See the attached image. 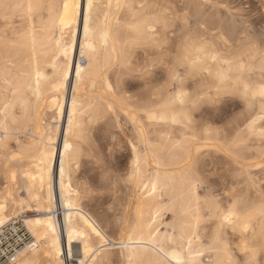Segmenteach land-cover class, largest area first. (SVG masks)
<instances>
[{
	"label": "bare ground",
	"instance_id": "1",
	"mask_svg": "<svg viewBox=\"0 0 264 264\" xmlns=\"http://www.w3.org/2000/svg\"><path fill=\"white\" fill-rule=\"evenodd\" d=\"M0 17L5 26L0 31V153L9 150L14 141L19 154L32 160L30 168L19 172L21 187L16 170L5 167L9 184L0 198V228L26 211L33 209L42 214H28L24 219L36 247L25 248L18 264H81L88 258L85 245L92 260H107L108 264H115V260L116 264H202L199 256L203 252L216 264H237L225 241L229 230L238 252L247 261L253 253L254 261L258 257L264 261V202L249 192L241 194L236 182L232 183L236 190L227 191L225 204L211 192L202 198V185L194 170L195 157L210 147L231 156L239 169L250 174L261 161L264 163V149L244 156L243 148L224 149L221 139L208 132L188 139V147H184L178 143L180 139L173 142L176 139L170 131L176 124L189 129L192 123L191 111L185 105L189 79L209 83L217 96L237 94L248 106L254 101L264 105V43L253 41L250 32L211 28L203 22L200 25L206 26L202 32L211 41L219 40V46L190 41L178 53L175 67L167 65L164 92L151 100L144 112L139 110L141 115L135 103L118 98L121 80L111 79L115 68L130 62L134 47L157 45L155 35L162 19L151 8L142 7L141 1L0 0ZM80 34L81 47L75 61V43ZM76 73H80L79 78ZM68 79L73 84L72 95L60 165L56 168L55 146L51 145L49 152L45 150L50 137L42 135L41 124L51 110L58 121L56 132L59 131L66 114ZM247 113L246 119L251 120L247 125L249 134L264 142L262 129L253 132L262 113ZM107 115L118 122L123 116L131 124V135H137L135 150L132 136L129 139L132 156L128 167L137 192L121 219L123 227L117 238L105 232L100 221L82 208L72 176L80 167L78 139L83 137V124H95ZM137 125L143 128V142ZM161 127L169 130L161 132ZM244 138L237 137L234 147ZM65 144L69 146L67 150ZM20 189L25 197L18 194ZM58 210L63 211L61 219ZM166 214L171 215L170 222L164 220ZM224 216H229V221H223ZM210 222L212 229L207 232L204 223ZM161 224H165L164 233L159 230ZM92 229L110 243L99 240ZM98 245L106 251H97Z\"/></svg>",
	"mask_w": 264,
	"mask_h": 264
},
{
	"label": "rangeland",
	"instance_id": "2",
	"mask_svg": "<svg viewBox=\"0 0 264 264\" xmlns=\"http://www.w3.org/2000/svg\"><path fill=\"white\" fill-rule=\"evenodd\" d=\"M137 1H141L142 7L151 8L162 19L158 25L157 38L155 35L157 45L134 47L130 62L121 68H115L111 73V75L113 74L111 79L115 81L119 75L121 83H119L118 98H127V100H130L129 102L135 103L134 107L141 115L143 113L139 110L142 109L144 112V109L151 103V100L160 98L162 92H164L167 85L165 69L167 65L172 66V68L175 67L176 57L181 50L187 48L192 41L197 40L206 41L205 43L213 47L219 46V40L213 38L211 41L212 38L202 32L206 24L211 28L232 29L237 32L247 31L248 33L250 32L249 35L253 41L264 43V0ZM186 21L189 24V28L187 27V29L183 28ZM205 21V25H200L203 22L205 23ZM1 29H5V26L0 17V31ZM214 31L213 33H216L218 30L216 29ZM167 33L170 34L168 35ZM80 41L81 34L79 36L77 35L75 43L77 49L75 61L79 56ZM146 49L149 53L146 52ZM182 72H184L183 68H181ZM249 74L252 75L253 73L250 72ZM199 79H189L188 84H186L187 99L185 105L191 111L192 123L189 129L186 130L180 124L173 125L170 129L173 140L176 138L178 140L180 139L181 141L179 140L178 143L184 147H188V139L190 141L192 139L194 140L196 136H202L206 134L205 132H208L221 139L220 144H224L222 146L224 149L232 148L241 151L243 148L241 154L244 156L254 153L257 149H264V142H258L254 135L249 134L247 125L250 124L251 120L246 119L249 110L262 113V118L256 124L253 132H257L259 128L264 131V105L261 106L258 101H254L252 105L248 106L246 102H243L240 95L237 94L217 96L215 89L212 90L213 88L209 83H199ZM67 81L66 114L61 121L59 131L56 132L58 121L52 115L53 111L51 110L47 111V114L42 118L44 120H42L41 124V127H43L41 128L42 135H49L51 138L48 141L46 140L44 144L45 150L49 152L52 148L51 145L55 146L56 168L60 165L61 146L65 139L64 135L68 121V101H70L72 95L73 84L69 79ZM115 88L117 89V87ZM208 88L211 90H208ZM205 91L206 93H204ZM143 103L144 105H141ZM260 108L262 110L259 111ZM115 118L112 115H107L97 120L98 122L96 121L95 124H89L88 121L83 124V137L82 139H78V143L81 146L79 154L80 167L78 171L72 173V176L73 188L80 194L82 208L98 222L100 221L101 227L105 232L111 237L117 238L121 232V227H123L121 219L129 211L128 205L134 201L137 191L132 180L130 181V173L128 172L132 156L129 146L132 127L123 116H120L119 122L117 119L114 120ZM246 120L247 122H245ZM159 130L167 133L169 128L161 127ZM180 130L183 131L184 135ZM164 133L162 136L166 137ZM240 136L245 137L244 140L240 141L238 143L239 145L234 147L237 137ZM22 137L23 139H27L26 136H21L20 138ZM177 139L173 142H177ZM10 145L9 150H5L3 154L0 153V198L4 196V190L9 184V179L5 174L6 165L16 170L19 187H21L23 182L19 172L31 167L29 163L32 160L25 159L23 155L19 154L16 143L11 141ZM195 158L194 170L199 183L202 185L200 187L201 189L199 188L202 198L207 197V195L210 196L211 192L212 196L214 195L221 203L225 204V196L230 190H236L237 188V191H240L241 194L247 195L246 193L249 192V195H252L251 197L255 195L253 198L260 197L258 198L259 201L264 202V163L262 161L259 167L251 170L250 175L248 171L239 169L231 156L229 157L228 154L216 152L214 148L211 149L209 147V149L201 150ZM232 183H235V185L237 183L239 184L235 188V185ZM18 194L21 197L26 196L22 189L18 191ZM30 211H26V214L24 213V215L14 218V220H20L26 225L24 221L26 215H42L39 212H34L33 209ZM56 212L58 218L61 219L63 211L58 210ZM166 215L164 216V220L170 222L171 215ZM164 225H160L159 230L161 233L166 232ZM204 226L207 227V232H211V222L204 223ZM227 233L225 241L229 249H231L234 259H236L235 262L237 264H248L250 260L247 261L238 252L232 232L229 230ZM114 247L117 248L116 246ZM211 259L212 257L206 252L201 253L199 256L202 264H216ZM254 262L255 264H264L261 257H258ZM116 263L117 260H115Z\"/></svg>",
	"mask_w": 264,
	"mask_h": 264
},
{
	"label": "built area",
	"instance_id": "3",
	"mask_svg": "<svg viewBox=\"0 0 264 264\" xmlns=\"http://www.w3.org/2000/svg\"><path fill=\"white\" fill-rule=\"evenodd\" d=\"M35 247L34 237L20 220L0 228V264H18L21 252Z\"/></svg>",
	"mask_w": 264,
	"mask_h": 264
},
{
	"label": "snow or ice",
	"instance_id": "4",
	"mask_svg": "<svg viewBox=\"0 0 264 264\" xmlns=\"http://www.w3.org/2000/svg\"><path fill=\"white\" fill-rule=\"evenodd\" d=\"M88 7L91 8V4L90 3L88 4ZM85 34H87V27H85ZM81 55H83V52H81ZM76 75H77V78H79L80 73H76ZM109 87H111V86H109ZM133 123H135V120H133ZM137 130H138V135H139L140 141L143 142V139H144V137H143V128L141 126L137 125ZM136 140H137V135L133 134L132 141H131L133 150H135V148H136ZM68 147L69 146L67 144H65V149L66 150H67ZM223 221H229V216H224L223 217ZM0 223H2V221H0ZM92 231L95 232V229H92ZM95 235H96L97 238H99V240H105V237H102L100 232H95ZM105 243H110V241H106L105 240ZM97 251L104 252V251H106V249L104 248L103 245H98ZM85 255L88 258L82 260L81 264H108L107 260H103V261H94V260H92V257L88 256L87 245H85ZM229 264H231V262H229ZM248 264H255V262H254V253H253L252 259L248 262Z\"/></svg>",
	"mask_w": 264,
	"mask_h": 264
},
{
	"label": "clouds",
	"instance_id": "5",
	"mask_svg": "<svg viewBox=\"0 0 264 264\" xmlns=\"http://www.w3.org/2000/svg\"><path fill=\"white\" fill-rule=\"evenodd\" d=\"M118 79H119V75H118Z\"/></svg>",
	"mask_w": 264,
	"mask_h": 264
}]
</instances>
